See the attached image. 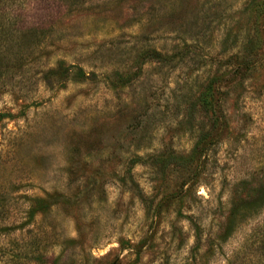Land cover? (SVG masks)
<instances>
[{"label": "rangeland", "instance_id": "1", "mask_svg": "<svg viewBox=\"0 0 264 264\" xmlns=\"http://www.w3.org/2000/svg\"><path fill=\"white\" fill-rule=\"evenodd\" d=\"M251 1L0 0V264H264V209L244 203L264 185V39L190 163L200 97L264 22Z\"/></svg>", "mask_w": 264, "mask_h": 264}, {"label": "trees", "instance_id": "2", "mask_svg": "<svg viewBox=\"0 0 264 264\" xmlns=\"http://www.w3.org/2000/svg\"><path fill=\"white\" fill-rule=\"evenodd\" d=\"M2 2H0L1 4ZM249 9L251 12H257L260 10L262 12V17L264 16V0H253L248 4ZM252 32V33H251ZM250 34L248 35V40L245 41L243 44L236 47L229 57L233 63L229 65V67H234L235 69L230 73L232 77L226 81L223 87L222 84L224 83V79H222L219 72L212 76V78L208 82V86L205 89V94L200 97L201 104V112L209 118V122L211 124L210 129L207 130L204 127L198 134L197 139L195 140L194 146L190 153V163L192 164V160L195 162H199L202 159L206 158L208 153L211 151V148L215 146L218 142V138L221 131V121L223 117L220 115V101H221V88L227 89L225 91V95L230 97L235 89L242 88L243 85L246 84L251 74L256 71L257 66L260 64L261 60L259 59V55L254 53L255 42L259 39H264V22L259 26L255 27ZM258 44V42H257ZM188 49L184 48L180 50L178 53L170 55V54H162L154 49H148L142 53L140 56V65L139 68L142 70L146 65L150 63H157L163 66L171 65L172 63L176 62L180 57L182 58L184 54H187L186 51ZM188 56V54H187ZM57 70H53L51 75L57 74ZM68 78L70 77V73H68ZM76 80L87 81L88 77L86 73L83 71H79L75 75H73ZM70 80V78H69ZM120 80H123V77H120ZM121 82V81H120ZM119 82V83H120ZM125 84L117 85L121 88L127 87L129 84H132V79L130 77L126 78ZM118 88V87H116ZM6 115H0V120L6 119ZM224 121V119H223ZM218 128V130H217ZM217 130V131H216ZM137 163L135 166L143 165L144 158L136 157ZM170 160L172 158H167L165 161L160 162L159 166H168L170 164ZM177 164H184V158L175 157L174 159ZM181 162V163H180ZM244 203L246 206L251 210H262L264 209V185L253 188L247 197L244 199ZM234 215V214H233ZM156 216H159L158 212ZM232 217V214H231ZM233 234V230L230 229L229 232L226 234V239L230 238ZM262 239L264 240V226L262 227Z\"/></svg>", "mask_w": 264, "mask_h": 264}]
</instances>
